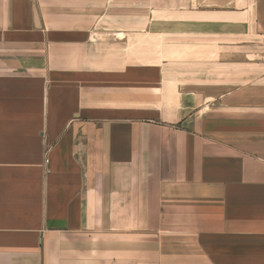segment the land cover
<instances>
[{
	"label": "crops",
	"instance_id": "0c3cea01",
	"mask_svg": "<svg viewBox=\"0 0 264 264\" xmlns=\"http://www.w3.org/2000/svg\"><path fill=\"white\" fill-rule=\"evenodd\" d=\"M45 5L0 0V264H53L91 222L264 264V23L199 25L205 64L177 73Z\"/></svg>",
	"mask_w": 264,
	"mask_h": 264
},
{
	"label": "rangeland",
	"instance_id": "374dc122",
	"mask_svg": "<svg viewBox=\"0 0 264 264\" xmlns=\"http://www.w3.org/2000/svg\"><path fill=\"white\" fill-rule=\"evenodd\" d=\"M256 1L43 0L44 7L53 10V23H69L72 36L99 42L103 55L115 47L125 53L130 47L135 66L149 62L177 73L205 64V31L198 30L199 25L264 23V4ZM85 231V239H71L74 252H57L53 264H200L188 244L172 232L165 238L143 236L135 224L128 235L125 223L104 222H91Z\"/></svg>",
	"mask_w": 264,
	"mask_h": 264
}]
</instances>
